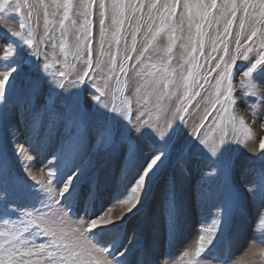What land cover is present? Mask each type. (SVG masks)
<instances>
[{"label": "rangeland", "instance_id": "obj_1", "mask_svg": "<svg viewBox=\"0 0 264 264\" xmlns=\"http://www.w3.org/2000/svg\"><path fill=\"white\" fill-rule=\"evenodd\" d=\"M20 2L23 4V0ZM211 2L179 0L173 7L175 0H72L73 6L68 13L69 18L64 21V28L60 26L64 8L57 6L63 5L64 0H29L31 17L27 16L28 8H23L21 13H0V46H7L3 40L8 29L23 31L25 35L31 31L34 40L31 46L23 45L22 52L18 49V58L23 61L21 69L14 81L9 78L6 102L0 103V144L6 145L10 172L6 182L0 176V189L7 188L8 207L16 210L8 217L0 215V226H5V219L10 221L5 227L23 228L27 225L28 231L21 237L29 241L27 247H32L36 252L43 244L48 251H54L48 248L53 237L44 235L42 229L50 228L58 233L64 229L70 233L71 229L79 227L83 240L95 244L87 224L83 222L105 211L106 219L110 217L119 225L114 232L119 234L122 241L121 251L131 249L130 253H126L129 264H142L144 259L154 262L158 256L160 264H191L193 257L185 253L194 251L204 226L210 224L221 203L218 197L205 195L209 185L203 180L204 145L200 144V140L206 139L209 144L216 142L222 130L228 132V139L231 140L236 134L229 123L231 114L234 112L237 116H243L253 129L254 137L239 155V167L250 164L259 155V140L264 137V80L255 81V91L261 97V102L257 104L255 96L245 97V89L240 85L244 77L234 67V108H230L229 113L224 115V122L218 124L221 105H216L215 110L211 107L218 73L223 68V64L220 68L216 65L221 59L229 62L232 56L237 55V41L240 53L249 47L253 49L248 55L254 62L257 50L264 42V24H256L253 10L249 9L241 35L243 8L241 0H236V19L226 32V25L232 19L230 5L225 0H217L215 9L199 7L200 4L210 6ZM88 3L90 7H86ZM153 4L156 6L152 7ZM186 5L190 6V13ZM205 11H208L206 19L202 16ZM85 12L89 21L87 31L90 33L91 57L87 54V46L82 43L86 34L82 27ZM21 19L27 25L25 29L19 27ZM101 19L104 20L103 54L100 45ZM46 20L49 23L46 24ZM254 27H259L261 31L249 40ZM134 40L135 51H132ZM145 47L148 51L141 56ZM213 47L217 49L216 52L212 51ZM225 47L227 55L224 53ZM193 48L195 52H192ZM30 52L35 55H28ZM126 55L132 59L125 62ZM2 56L0 53V58ZM89 58L92 61L91 69L86 64ZM242 63L245 62L237 60V66H242ZM121 65L126 66V72L120 71ZM85 71H88V76L84 82L78 88H73L71 82H78ZM59 72H65V76L60 77ZM189 72L192 77L186 80ZM49 81L53 84L63 82L65 87L52 90ZM34 83L42 89L39 100L31 90ZM97 88L101 91L96 92ZM223 90L221 86V92ZM50 91L52 100H56L55 110L62 113V120L58 122L61 134L53 133L49 139L47 115L35 130L32 121L38 106L44 111L41 101ZM76 91L81 92L82 99L87 96L91 100L93 94L100 95L101 104L111 107L115 103L118 110L127 109L133 125L147 121L143 131L150 134L144 135L138 143L134 141L136 153L131 164L128 163L131 154L126 145L118 147L115 152H96L87 147V134L86 146L79 151L73 148L69 137L63 132V121L69 118V114L61 101ZM197 92L198 96L195 95ZM52 100H49V106ZM252 105L256 106L255 117L250 107ZM209 112L211 115H208ZM8 113L16 118L15 123L8 124ZM105 115L112 113L96 104L84 113L85 121L89 124L103 119ZM235 123L239 129L238 121ZM201 124L203 127H200ZM197 129L199 138L193 134ZM154 130L165 133V138L171 134V144H187L192 152L183 167L178 166L175 152L162 157L153 169L154 174L150 173V179L146 178L135 207L129 211L130 205L114 204V199L121 193H124L121 199L130 194L138 171L163 146V141L157 139L159 132ZM75 135L76 129L73 128L72 136ZM50 169L57 171V175L59 169L63 170L65 176L74 175L73 183L77 186L79 197L72 202L71 210L65 200L58 196L60 185L56 180L53 179L52 185H48L47 173ZM46 187L54 190L49 193ZM212 189L215 190V185H212ZM173 191L179 204V228L175 238L170 231L168 218V201ZM3 199L4 192L0 191V200ZM26 212L31 215H26ZM221 228L226 237H231L237 229L241 233L231 264H264V242H261L264 225L258 224L255 207L243 219L238 213L234 214L228 225L222 223ZM94 231H99V228ZM113 234L106 233L103 239L107 240ZM45 254L37 252L32 258L43 259ZM93 255L100 254L93 252ZM117 259L123 260L124 257L117 254ZM198 259L199 264H217L208 253ZM112 264H116V261L113 260Z\"/></svg>", "mask_w": 264, "mask_h": 264}, {"label": "snow or ice", "instance_id": "obj_2", "mask_svg": "<svg viewBox=\"0 0 264 264\" xmlns=\"http://www.w3.org/2000/svg\"><path fill=\"white\" fill-rule=\"evenodd\" d=\"M56 2V0H54ZM158 2V0H157ZM179 3V0H175V7ZM226 4L230 5L229 11L231 12L232 19L228 21L225 31L232 26L233 21L236 19L237 4L236 0H225ZM11 5V7H9ZM64 17L60 21L61 28H64V21L67 20L68 13L72 9V0H64ZM91 4H86V7H90ZM156 5L153 4L152 7ZM217 6V0H212L211 5L200 4L199 7L208 9H215ZM241 6L243 8V19L240 22V34H243L245 23L249 17V9L253 10L256 24H264V0H241ZM31 4L29 0H23L21 4L20 0H0V13H21L23 8H28V17L32 16ZM103 8V3L101 4ZM165 10L168 11V6L165 5ZM188 7L189 13L191 12L190 6ZM45 15H47L45 7ZM85 16V24L82 26L85 30V35L83 36L82 43L87 46L86 51L89 57H91V43L88 40V25L87 13H83ZM103 16L104 13L102 12ZM202 16L206 19L208 16V11L202 13ZM49 21L46 20V24ZM122 24L123 21H120ZM104 20L101 19V54H103V41H104ZM20 29H25L27 27L23 19L19 22ZM200 26L197 25V29ZM261 31L259 27H254L250 33L249 40L252 37L257 36ZM199 34V32L197 33ZM11 37H15V40H10ZM219 39V37H217ZM3 43L6 47L0 46V53L3 54L0 58V103L6 102V84L9 83V78L11 77L14 81L19 74L21 69L22 60L18 57L20 52L23 51V45L31 46L34 43L33 34L31 31L25 35L23 31H11L10 29L5 31V39ZM119 43V41H117ZM237 55L231 57L229 62L223 61L216 65L217 68H223L220 73H218V78L216 81L215 98L211 102V107L215 110L216 105H221V117L217 121L218 124L224 122V115L229 113L230 108H234L236 104V99L234 96V87L232 84V70L235 67L236 72L244 77L240 81V85L245 89V97L251 95L255 96L257 104L261 102V97L258 92L255 91L256 85L255 81L257 79L264 80V42H261L259 50H257V56L254 62L250 60L248 53H251L253 49L251 47L246 48L243 53H240L239 41H237ZM18 49L20 52H18ZM80 51L78 45V52ZM132 51H135V40L133 41ZM148 48L145 47L143 53H146ZM196 49H192L195 52ZM213 52L217 49L213 47ZM224 53L227 55V47L224 48ZM191 54V53H190ZM28 55H35L34 52L28 53ZM203 55V53H201ZM79 58V57H78ZM214 58V57H213ZM131 56H125V62L131 60ZM241 60L242 66H237V60ZM171 61H169L170 63ZM88 69L92 67V61L89 58L86 60ZM113 66L115 62L113 61ZM48 67V66H46ZM153 68L156 67L155 64L152 65ZM120 71L126 72V66L121 65ZM175 73L173 72V75ZM210 74V73H209ZM255 74V75H254ZM60 77L65 76V72H59ZM88 76V71H85L78 78L77 81H72V87L78 88L82 84L85 78ZM192 73L189 72L185 77L186 80H190ZM226 82V83H225ZM50 88L55 90L56 88L64 89L65 85L63 82L53 84L51 81L48 82ZM221 86H223V92H221ZM32 93L36 95L37 100L40 99V93L42 89L39 88L38 84H32ZM119 90V89H117ZM99 88L96 92H100ZM102 95V93H101ZM199 95V93H195ZM57 99L59 100V93H57ZM49 100H52L51 91L48 96L41 101L44 111L40 110L38 106L33 115L32 126L35 130L43 121L45 115H47L49 127L47 131V136L50 139L55 133L56 135L61 134V127L59 126V121L62 120V113L56 111V100H52V105L49 106ZM64 109L67 110L69 118L63 121V132L69 137L73 148L76 151L84 148L86 146L85 135L87 134V147L93 149L96 152L110 151L115 152L116 149L122 145L127 146L128 152L131 157L128 161L131 164L135 158L136 153V143L144 136L150 133L143 131L147 127V121H140L139 125H133L131 123V118L128 116L127 109H119L113 103L111 107L108 104H101V96L93 94L91 100L85 96L81 98V92L76 91L71 93L68 97L63 98L61 101ZM93 104L100 107L108 109L112 115H105L103 119L97 120L91 124L85 121L84 113ZM131 106V102H128V107ZM254 117L256 116V106H250ZM187 111V109H184ZM142 115V113H141ZM208 115H211L209 112ZM139 119V116L137 117ZM183 120V117H180ZM238 121L239 129L236 128V123ZM255 120H253V123ZM229 123L232 124L233 131L236 133L231 140L228 139V132L222 130V135L218 141L209 144L208 140H200V144L204 145V173L203 180L204 183L209 185V189L205 192L207 197H218L221 203L217 206V212L212 217L210 224L204 226L202 234L198 237L197 245L193 252L185 253L186 256L193 257L191 264H199V259L205 253H208L212 259L217 261V264H231L234 259L233 253L235 248L238 246L239 240L241 238L240 230L237 229L231 237H226L224 229L221 228V224L228 225L229 221L234 214H239L241 219H243L247 214H249L253 207H255L258 217V224L264 225V137L259 140V155L255 157L250 164L239 166L237 161L239 155L243 152V149L247 146V142L254 137L253 129L245 121L243 116H237L234 112L231 114ZM262 126H264V121H262ZM200 127H203L201 124ZM76 129V135L72 136V129ZM159 132V130H154ZM199 138V130L197 129L193 133ZM242 136V138H241ZM157 139L163 141V146L154 152L151 157L146 160L145 164L137 173V178L134 180V186L131 187L130 194H127L125 198L121 199V195H118L114 199V204H126L130 205L129 211L132 207H135L136 202L139 198L140 190L145 187L146 178L150 179L149 174L153 173L154 167L157 165L158 161H161L162 157L170 156L172 152H175L177 158L178 166L183 167L186 163L188 156L192 152V148L187 144L178 145L171 144L172 135L168 134L165 138V133L159 132ZM22 150V149H21ZM187 150V151H186ZM31 159V157H27ZM59 175L57 171L49 170L48 175V185H52L53 179L56 180L57 184L60 185V191L58 196L65 200L66 206L69 210L72 209V202L79 197L77 191V186L73 183L74 175L69 174L64 175L63 170L59 169ZM154 174V173H153ZM10 175L7 166V153L6 145L0 144V176H3L5 182ZM33 180L36 179L35 176L32 177ZM38 183H42L39 182ZM212 185H215V190L212 189ZM54 189L52 187H46V191L51 193ZM4 192V199L0 200V215L5 217L10 216L15 209H9V194L7 188L0 189ZM127 192V189H125ZM67 194V196L65 195ZM110 211V209L108 210ZM26 215H31V213H25ZM107 212L102 211L96 217H89L87 221L83 223L87 224V230L91 233L92 239L95 244H91L89 241L83 240V234L79 227L71 229V232H65L61 229L58 233L50 228L42 229L44 235H51L53 237L52 242L48 245V248L54 249V251H48L43 244H41L36 252L33 251L32 247H27L29 241L27 239H22L21 237L25 232L28 231L27 225L23 228L5 227L10 224L8 219L4 220L5 226H0V264H112L115 260L116 264H129L126 253H130V248H125L121 251L122 241L118 233H115V228L119 225L109 217L106 219ZM168 218H169V228L175 238L178 233V220H179V204L175 192L173 191L169 201H168ZM63 222V221H62ZM21 223H24L21 221ZM113 225V227H109ZM99 228V231H94V229ZM220 236L217 237V233ZM106 233H114L107 240L103 239V235ZM216 241L213 244V241ZM83 241V242H82ZM261 242H264V235H261ZM24 246L23 249L21 246ZM97 245H100L97 247ZM39 253H46L43 259L32 257ZM96 252L100 255H93ZM107 254V255H104ZM117 254L120 257H124L123 260L117 259ZM148 255L147 253L145 254ZM163 256V253H161ZM111 257V259H108ZM142 264H160V256L156 258L153 262L149 259H144Z\"/></svg>", "mask_w": 264, "mask_h": 264}, {"label": "bare ground", "instance_id": "obj_3", "mask_svg": "<svg viewBox=\"0 0 264 264\" xmlns=\"http://www.w3.org/2000/svg\"><path fill=\"white\" fill-rule=\"evenodd\" d=\"M263 35H264V33H263ZM262 38H263V40H264V36H262ZM260 39V38H259ZM259 42V41H258ZM235 51V50H234ZM255 59V58H254ZM12 114L11 113H8V115H6V118H7V122H8V124H11V123H15V121H16V118L15 117H13L12 118V116H11ZM257 125V124H256ZM257 128H254V130H255V132H258L257 130H256Z\"/></svg>", "mask_w": 264, "mask_h": 264}]
</instances>
